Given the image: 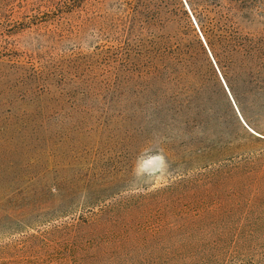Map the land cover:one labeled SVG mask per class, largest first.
<instances>
[{
    "label": "rangeland",
    "instance_id": "rangeland-1",
    "mask_svg": "<svg viewBox=\"0 0 264 264\" xmlns=\"http://www.w3.org/2000/svg\"><path fill=\"white\" fill-rule=\"evenodd\" d=\"M124 1L0 0V264H264V71L236 95L244 123L229 96L204 100L216 163L194 159L190 134L146 154L128 132L147 95L112 94L134 56ZM249 1L233 11L259 33L264 0ZM237 146L258 157L240 173L219 157ZM115 192L119 234H94L98 219L74 235Z\"/></svg>",
    "mask_w": 264,
    "mask_h": 264
},
{
    "label": "trees",
    "instance_id": "trees-1",
    "mask_svg": "<svg viewBox=\"0 0 264 264\" xmlns=\"http://www.w3.org/2000/svg\"><path fill=\"white\" fill-rule=\"evenodd\" d=\"M184 3L188 8L182 0L124 1L123 28L134 56L123 81L112 82V94L147 95L145 103L151 109L140 115L144 122L138 125L135 131L138 133L128 132L129 138L141 142L146 154L163 152L168 157L169 142L190 134L189 147L194 159H206L214 164L218 158H213L211 151L213 139L204 137V125L209 124L204 122V113L213 108L206 106L204 100L209 102L214 94L228 98L225 85L234 102H237V94L254 93L260 88L259 76L264 71V30L248 31L241 24L240 16L234 13V7L243 14L250 12L252 2L249 0H184ZM262 13L260 9L259 15ZM245 17L248 19L247 15ZM156 141L159 146L152 148ZM219 157L238 161L232 169L238 173L258 158L241 146ZM182 169L189 168L183 166ZM258 171L263 174L264 168ZM158 190L129 198H154ZM119 193L115 192L109 202L103 200L96 212L90 211L98 216L92 222L87 223L85 216H80L74 235L92 234L93 224L98 219L105 224L94 234L107 231L106 227L113 228L111 234H119L117 206L122 200L117 199ZM86 203L84 200L82 204L88 206Z\"/></svg>",
    "mask_w": 264,
    "mask_h": 264
},
{
    "label": "water",
    "instance_id": "water-1",
    "mask_svg": "<svg viewBox=\"0 0 264 264\" xmlns=\"http://www.w3.org/2000/svg\"><path fill=\"white\" fill-rule=\"evenodd\" d=\"M185 5H186V3H185ZM186 6H187V5H186ZM187 8H188V6H187ZM193 20H194V19H193ZM225 88H226V90H227V93H228L229 99L231 100V103L233 104V106H234V108H235V110H236V112H237V114H238L240 120L244 123V120H243V118H242V116H241V114H240V112H239V110H238V108H237V106H236V104H235V102H234V100H233V98H232V96H231V94H230V92H229V90H228V88H227L226 85H225ZM250 131H251V130H250ZM251 132H253V131H251ZM253 133H254V132H253Z\"/></svg>",
    "mask_w": 264,
    "mask_h": 264
}]
</instances>
